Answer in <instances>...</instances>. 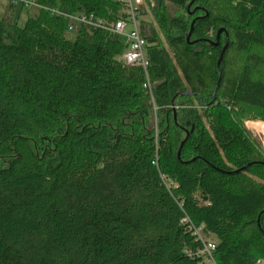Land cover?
Returning <instances> with one entry per match:
<instances>
[{
    "label": "trees",
    "instance_id": "16d2710c",
    "mask_svg": "<svg viewBox=\"0 0 264 264\" xmlns=\"http://www.w3.org/2000/svg\"><path fill=\"white\" fill-rule=\"evenodd\" d=\"M33 2L0 20V264H199L193 226L218 264L264 261V0H152L150 88L120 38L53 14L116 1Z\"/></svg>",
    "mask_w": 264,
    "mask_h": 264
},
{
    "label": "built area",
    "instance_id": "2783aa9c",
    "mask_svg": "<svg viewBox=\"0 0 264 264\" xmlns=\"http://www.w3.org/2000/svg\"><path fill=\"white\" fill-rule=\"evenodd\" d=\"M113 1H116L119 4L121 10L117 20L112 23L96 19L94 16H73L56 12H53V14L68 19L71 30L74 29V23H76L78 25H87L103 29L109 32L112 36L120 38L126 46V51L121 56L120 60L126 66L142 69L147 79L145 87L150 88L149 70L151 64L148 56L150 44L145 25L150 22L148 17H151V14L147 10L150 9V7H153L154 4L152 0ZM18 3L25 7L35 6L33 0H12V4L18 5ZM168 187L172 188L173 185L168 184ZM184 222L187 224L190 223L188 219H185ZM191 231L196 242L201 243L202 245V247L191 256L199 259V264H218L215 258L216 244L204 238L202 234L203 227L193 226L191 227Z\"/></svg>",
    "mask_w": 264,
    "mask_h": 264
},
{
    "label": "rangeland",
    "instance_id": "374dc122",
    "mask_svg": "<svg viewBox=\"0 0 264 264\" xmlns=\"http://www.w3.org/2000/svg\"><path fill=\"white\" fill-rule=\"evenodd\" d=\"M11 1L12 0H0V20H2L4 18L8 7L12 4ZM21 7L22 6L19 3L16 6V21H17L19 27H25V25H26V23H27L29 18L37 19L39 17V14H40V8L39 7L31 6V7H28L27 9H25V10H22ZM151 9H152V7H150V9H148L147 11H149V13L151 14V17H148V19L152 23L154 20H153V16H152V13H151ZM74 27L75 28L68 34V38L71 41H75L76 40V35H77V30H78L79 25L74 23ZM250 122L251 123L264 124V121L255 120V121L247 122L246 123V127H247V124L250 123ZM247 129H248V127H247ZM249 131L254 135V137L256 138V140L258 141V143L262 146V148L264 150V134H256V133H254L251 130H249ZM259 263L263 264L264 261H261Z\"/></svg>",
    "mask_w": 264,
    "mask_h": 264
},
{
    "label": "water",
    "instance_id": "95a60500",
    "mask_svg": "<svg viewBox=\"0 0 264 264\" xmlns=\"http://www.w3.org/2000/svg\"><path fill=\"white\" fill-rule=\"evenodd\" d=\"M195 22H196V21H194V22L192 23V30H193V27H194V25H195ZM222 33H223L222 30L219 31V33H218V38H217L218 40H219V38H220V36H221ZM190 37H191V34H190L189 37H188V42H189V43H190ZM228 45H229V40H228L226 46L224 47V49H223V51H222V54H221V57H220V60H219V64H220L221 61L223 60V56H224V53H225L226 49L228 48ZM185 142H186V141H184V142L181 144V147H180L179 152H178V158L181 157V152H182V149H183V146H184Z\"/></svg>",
    "mask_w": 264,
    "mask_h": 264
},
{
    "label": "bare ground",
    "instance_id": "6f19581e",
    "mask_svg": "<svg viewBox=\"0 0 264 264\" xmlns=\"http://www.w3.org/2000/svg\"><path fill=\"white\" fill-rule=\"evenodd\" d=\"M247 127L249 130L253 131L256 134H264V124L258 123H248Z\"/></svg>",
    "mask_w": 264,
    "mask_h": 264
}]
</instances>
